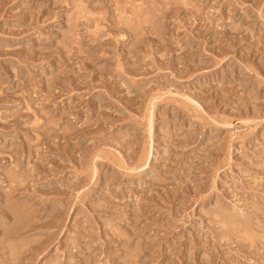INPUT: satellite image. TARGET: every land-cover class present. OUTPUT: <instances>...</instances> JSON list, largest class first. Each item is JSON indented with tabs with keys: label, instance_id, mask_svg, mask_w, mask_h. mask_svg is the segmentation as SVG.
Segmentation results:
<instances>
[{
	"label": "rangeland",
	"instance_id": "1",
	"mask_svg": "<svg viewBox=\"0 0 264 264\" xmlns=\"http://www.w3.org/2000/svg\"><path fill=\"white\" fill-rule=\"evenodd\" d=\"M0 264H264V0H0Z\"/></svg>",
	"mask_w": 264,
	"mask_h": 264
}]
</instances>
